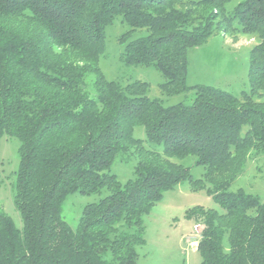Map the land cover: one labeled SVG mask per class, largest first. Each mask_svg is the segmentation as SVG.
<instances>
[{
  "label": "trees",
  "instance_id": "trees-1",
  "mask_svg": "<svg viewBox=\"0 0 264 264\" xmlns=\"http://www.w3.org/2000/svg\"><path fill=\"white\" fill-rule=\"evenodd\" d=\"M230 1L0 0V137L18 140L14 203L22 221L19 229L0 212V264H137L142 217L183 181L205 188L222 209L187 212L201 227L200 264H264V203L229 190L250 154H264V0H241L227 12ZM116 17L129 27L120 61L154 67L165 96L193 89L190 104L164 106L143 81L105 78L99 58ZM218 28L258 40L250 90L240 97L187 85L188 50ZM141 29L145 35L131 37ZM137 126L144 140L133 136ZM131 155L133 177L122 184L110 168ZM187 156L204 168L201 178L171 161ZM104 189L75 228L62 218L69 195Z\"/></svg>",
  "mask_w": 264,
  "mask_h": 264
},
{
  "label": "rangeland",
  "instance_id": "rangeland-1",
  "mask_svg": "<svg viewBox=\"0 0 264 264\" xmlns=\"http://www.w3.org/2000/svg\"><path fill=\"white\" fill-rule=\"evenodd\" d=\"M241 0H231L225 9L231 12ZM129 27L116 17L105 28V50L99 58V68L107 80L118 81L125 85L130 81L147 83L146 94L151 99H159L164 106L177 103L190 104L194 98V90L165 96L161 90L164 82L161 74L152 66H126L120 61L123 45L119 43L122 34ZM144 29L136 30L131 37L145 35ZM258 40L253 35L242 34L237 30L218 28L202 46L188 50L187 85H206L229 92L236 97L249 93V59L250 51ZM93 76L86 77L87 93L93 97ZM256 100V99H255ZM259 101V99L257 100ZM264 102L263 99H261ZM133 136L145 139V130L137 126ZM162 152V146L154 147ZM18 140L7 136L0 137V212L11 218L15 227L21 228V216L14 203L15 173L18 167ZM171 161L189 168L194 178H201L204 173L202 166L195 164L193 156L182 159L172 158ZM136 163L134 155L126 160L117 157L110 172L115 174L120 183L124 184L133 177ZM241 189L245 193L257 195L264 203V154H250L244 163L242 174L230 185V191ZM107 191L100 194L69 195L62 207V218L75 228L82 208L97 202ZM195 207L205 210L213 209L221 213L220 205L206 192L205 188L192 189L186 182H180L171 190L163 193L162 198L142 217L145 243L136 247L137 264H200L201 257L197 251L200 225L187 212Z\"/></svg>",
  "mask_w": 264,
  "mask_h": 264
}]
</instances>
